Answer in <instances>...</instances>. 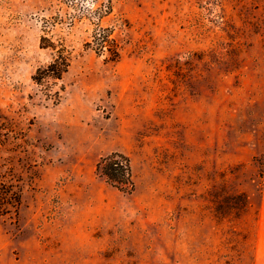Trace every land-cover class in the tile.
<instances>
[{
  "label": "rangeland",
  "instance_id": "1",
  "mask_svg": "<svg viewBox=\"0 0 264 264\" xmlns=\"http://www.w3.org/2000/svg\"><path fill=\"white\" fill-rule=\"evenodd\" d=\"M59 1L0 0V264H261L264 0H85L109 13L56 26L70 64L37 84ZM113 152L130 192L95 172Z\"/></svg>",
  "mask_w": 264,
  "mask_h": 264
},
{
  "label": "trees",
  "instance_id": "2",
  "mask_svg": "<svg viewBox=\"0 0 264 264\" xmlns=\"http://www.w3.org/2000/svg\"><path fill=\"white\" fill-rule=\"evenodd\" d=\"M83 1L85 0H60L51 16L42 19L39 45L52 52V60L36 70L33 76L35 83L41 84L45 79H60L66 72L70 64L71 52L63 42L54 39L53 31L56 26L66 24L68 20L67 24L70 25L78 18L85 17L84 13H90L93 8L90 10V8L84 7L81 4ZM109 10V6L99 3L92 13L97 14V19H99L104 14H108ZM90 44L94 46L95 52L107 53V60L115 62L119 59L118 43L115 38L111 37V31L101 27L98 23L92 30ZM95 172L120 191L130 192L133 189L134 182L129 159L122 153L113 152L100 158L95 165ZM19 204L18 192L11 190L4 183H0V217L8 213L10 209L16 210Z\"/></svg>",
  "mask_w": 264,
  "mask_h": 264
},
{
  "label": "crops",
  "instance_id": "3",
  "mask_svg": "<svg viewBox=\"0 0 264 264\" xmlns=\"http://www.w3.org/2000/svg\"><path fill=\"white\" fill-rule=\"evenodd\" d=\"M261 264H264V259H262Z\"/></svg>",
  "mask_w": 264,
  "mask_h": 264
}]
</instances>
